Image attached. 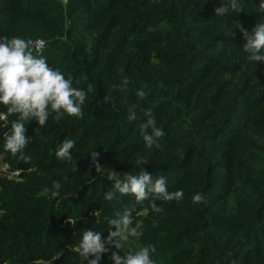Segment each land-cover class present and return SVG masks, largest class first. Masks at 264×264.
I'll return each instance as SVG.
<instances>
[{
    "label": "trees",
    "instance_id": "1",
    "mask_svg": "<svg viewBox=\"0 0 264 264\" xmlns=\"http://www.w3.org/2000/svg\"><path fill=\"white\" fill-rule=\"evenodd\" d=\"M237 2L243 12L218 17L221 0H0V37L43 39L40 55L87 92L83 119L25 122L27 163L4 149L18 117L0 104V264H87L72 250L83 232L106 238L115 227L105 217L125 209L144 229L133 249L155 245V264H264V61L247 60L237 28L250 32L264 14L260 0ZM149 108L166 133L160 148L148 149L141 132ZM66 138L72 159L60 161ZM140 156L182 200L157 199V213L154 198H104L108 172L135 175ZM195 193L203 203L192 202ZM110 256L99 264H113Z\"/></svg>",
    "mask_w": 264,
    "mask_h": 264
},
{
    "label": "clouds",
    "instance_id": "2",
    "mask_svg": "<svg viewBox=\"0 0 264 264\" xmlns=\"http://www.w3.org/2000/svg\"><path fill=\"white\" fill-rule=\"evenodd\" d=\"M242 6L237 0H221V6L215 8L216 16L223 17L231 12H243ZM258 13L264 14V0L258 4ZM242 38L246 41L243 50L247 53V60L257 64L264 61V22L258 21L254 28L249 32L242 24L237 26ZM43 45L39 42L26 40L19 36L0 37V104L7 109L8 115H16L18 118L11 122V132L5 133L4 149L13 156L21 155L25 163L29 157L23 156V150L29 143L30 137L26 135V121L37 120L39 127L45 126L49 116L54 113V119L59 122L65 115L77 119H83L82 106L85 103L87 92L81 88L73 86L71 78H65L64 74L58 69L51 67L46 59L40 55ZM129 83L125 77L123 85L126 87ZM89 85L88 91H91ZM143 88L137 90L136 96L140 100L147 97ZM104 102H110L108 96L104 97ZM146 120L141 124V132L148 149L160 148L161 139L166 133L156 125V120L151 109H145L143 112ZM4 119V117H0ZM136 119L134 111H130L129 120ZM75 147V141L64 139L56 149V157L60 161H70L72 159V150ZM101 154L96 151L91 152L92 164L96 172L101 173L104 167L98 162ZM147 161L140 156L136 159L134 166H141L137 174H126L121 178L118 172L113 168L107 174V179L113 181V191L105 194V199L109 202L118 200L120 197L131 195L135 198L137 204L149 198H154L151 203L153 211L159 213L163 208L158 206L155 201L172 202L183 199L182 189L169 191L167 180L160 176L153 179L152 174L145 171L144 165ZM73 172L79 171L78 166L73 167ZM51 193L53 197L59 195L61 184L58 181L53 182ZM205 200L202 193H195L192 196L194 204H201ZM134 209H125L123 213L117 211L116 218L105 219L110 228L106 238H102L99 231L86 229L79 243L72 249L77 252L82 260L87 264H99L102 255L111 251L110 259L113 264H155L152 256L156 253L155 245L148 244L133 249L131 238L143 236L144 229L140 222L133 226ZM70 223L73 222L70 220ZM156 226V223H153ZM115 251H112V248ZM124 252L121 255V252Z\"/></svg>",
    "mask_w": 264,
    "mask_h": 264
},
{
    "label": "built area",
    "instance_id": "3",
    "mask_svg": "<svg viewBox=\"0 0 264 264\" xmlns=\"http://www.w3.org/2000/svg\"><path fill=\"white\" fill-rule=\"evenodd\" d=\"M64 1H66V0H64ZM36 42H39L40 44H42L43 46H44V44H45V41L43 40V39H39V40H37V41H35L34 43H36ZM19 174V170H13V171H11V175H18Z\"/></svg>",
    "mask_w": 264,
    "mask_h": 264
},
{
    "label": "rangeland",
    "instance_id": "4",
    "mask_svg": "<svg viewBox=\"0 0 264 264\" xmlns=\"http://www.w3.org/2000/svg\"><path fill=\"white\" fill-rule=\"evenodd\" d=\"M5 167H8V164H5V166H3V168H5Z\"/></svg>",
    "mask_w": 264,
    "mask_h": 264
}]
</instances>
